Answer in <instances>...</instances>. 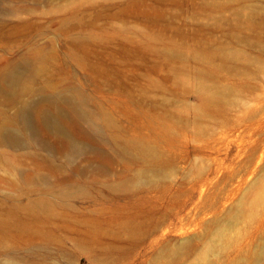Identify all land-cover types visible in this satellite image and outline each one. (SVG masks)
Instances as JSON below:
<instances>
[{
  "label": "rangeland",
  "instance_id": "374dc122",
  "mask_svg": "<svg viewBox=\"0 0 264 264\" xmlns=\"http://www.w3.org/2000/svg\"><path fill=\"white\" fill-rule=\"evenodd\" d=\"M60 5L76 8L72 23L93 36H57L55 61L73 59L71 68L57 63L42 80L77 93L66 107L91 115L83 126L65 123L85 152L63 172L90 158L109 175L93 186L99 195L57 201L52 216L13 211L12 248L0 264H264V0H52L34 8L58 17ZM29 27L12 28L0 56L35 46L38 37L21 36ZM35 125L38 138L20 131L23 147H0L18 171L0 165L1 195L14 194L9 184L22 174L48 176L37 189L55 181L40 159L48 155L42 141L65 162L62 144ZM76 189L65 182L54 191Z\"/></svg>",
  "mask_w": 264,
  "mask_h": 264
},
{
  "label": "bare ground",
  "instance_id": "6f19581e",
  "mask_svg": "<svg viewBox=\"0 0 264 264\" xmlns=\"http://www.w3.org/2000/svg\"><path fill=\"white\" fill-rule=\"evenodd\" d=\"M51 1L0 0V41L9 40L13 34L12 28H17V26H30L29 28L34 29V32L31 33L24 32L21 35L24 38L27 36L39 38L36 45L30 46L31 48L25 53L14 58L0 56V147L14 149L23 147L24 141L19 132H28L37 137L39 132L35 125L37 122L40 132L45 138L56 139L62 144L60 156L65 159V162L56 163L54 157L52 158L54 156L52 145L42 141L41 149L48 155L42 156L40 159L51 168L50 175L55 177V181L45 189H37L35 188L36 183H45L48 176L40 171L22 174L19 182L9 184V188L14 191V194L11 192L5 195L0 194V256H9L11 252L12 244L9 243L8 238L14 230L11 221L13 211L18 216L20 214L17 213H22V211L26 213V210H33L36 207L52 216L57 201V203L69 202L74 199L86 201L94 193L99 195V190L93 192L92 188L99 185L101 178L109 175L106 170L101 168L95 171L90 158L86 160V168L75 166L70 173L63 172L76 155L85 152V147L78 144L65 129V123L70 119L77 125L83 126V123L91 119V115L83 111L80 116L76 106L66 107V102L79 97L77 93L69 95L59 89L60 83L52 84L50 80L45 82L42 80L50 76L52 69L57 68V63L71 68L73 59L55 61L54 44L57 36L63 34L71 37L74 41L92 39L93 36L83 33L81 30L84 26L81 24L72 23L71 18L77 14L76 8L69 9L60 5L62 13L58 17L53 15L47 18V14L43 12L36 14L34 6L48 4ZM78 11L80 10L78 9ZM49 13H54V11L50 10ZM23 14H28L31 18H21ZM14 18H17L18 22H13ZM13 23L17 26H14ZM54 26L57 28L51 31ZM7 28L8 30H5ZM50 34H54V36L50 37ZM41 40L44 41V44L40 43ZM11 110L14 111L11 112ZM84 133H87L85 128ZM10 158H12L10 154L0 151V165H4L12 174H17L18 171L10 163ZM138 176L140 177L141 174L139 173ZM65 182H68L70 187H76L77 192L54 191L56 186H63ZM149 184L152 185L151 180ZM24 200L30 204H23ZM11 202L16 204V209L11 206ZM2 264H13V259L9 257Z\"/></svg>",
  "mask_w": 264,
  "mask_h": 264
}]
</instances>
